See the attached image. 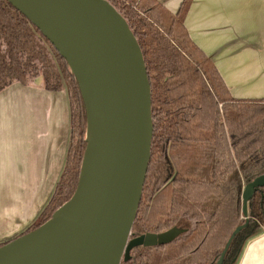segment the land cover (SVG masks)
I'll use <instances>...</instances> for the list:
<instances>
[{
    "label": "trees",
    "instance_id": "16d2710c",
    "mask_svg": "<svg viewBox=\"0 0 264 264\" xmlns=\"http://www.w3.org/2000/svg\"><path fill=\"white\" fill-rule=\"evenodd\" d=\"M105 1L133 34L150 91L149 161L130 239L183 231L168 244L132 249L119 264H217L222 253L221 264H235L246 242L264 229V187L255 189L246 215L241 198L244 186L264 176V99L231 96L184 26L193 0H183L174 14L158 0ZM38 78L48 92L66 91L69 143L59 179L36 220L0 248L37 229L71 200L87 147L85 102L66 59L22 12L0 0V91ZM241 214L248 218L242 224Z\"/></svg>",
    "mask_w": 264,
    "mask_h": 264
},
{
    "label": "water",
    "instance_id": "95a60500",
    "mask_svg": "<svg viewBox=\"0 0 264 264\" xmlns=\"http://www.w3.org/2000/svg\"><path fill=\"white\" fill-rule=\"evenodd\" d=\"M8 1L50 40L72 71L66 56L34 21L26 2ZM32 2L43 12H50L61 37L82 57V69L90 75L92 90L100 106L104 153L101 170L97 172L94 183L95 197L86 207L91 209V216L83 234L72 247L71 257L64 260L50 255L22 262L1 260L9 252L20 251L29 237L48 232L55 223L69 228L83 226L82 223L68 222L70 217L63 212L65 207L78 203L79 181L71 200L51 219L0 248V264H119L122 257L124 261L129 260L134 248L172 242L183 231L173 228L160 234H145L130 239L149 161L152 134L149 83L133 34L123 18L105 0ZM48 22L51 24L53 20ZM87 148L88 142L84 155ZM261 187H264V176L244 186L241 196L244 215L255 189ZM240 230L241 227H238L233 236ZM223 255L217 264L222 263Z\"/></svg>",
    "mask_w": 264,
    "mask_h": 264
},
{
    "label": "crops",
    "instance_id": "0c3cea01",
    "mask_svg": "<svg viewBox=\"0 0 264 264\" xmlns=\"http://www.w3.org/2000/svg\"><path fill=\"white\" fill-rule=\"evenodd\" d=\"M158 1L174 14L183 0ZM184 26L233 98L264 99V0H193ZM239 56L254 65H236V73H252L234 78L223 63ZM68 143L65 90L48 92L38 78L0 91V242L36 220L59 179ZM235 264H264V229L246 242Z\"/></svg>",
    "mask_w": 264,
    "mask_h": 264
},
{
    "label": "bare ground",
    "instance_id": "6f19581e",
    "mask_svg": "<svg viewBox=\"0 0 264 264\" xmlns=\"http://www.w3.org/2000/svg\"><path fill=\"white\" fill-rule=\"evenodd\" d=\"M25 1L27 7L32 12V18L42 28L44 33L56 44L59 50L66 56L72 71L76 75L81 93L84 98L87 112L86 140L88 148L83 159L82 171L80 174V193L78 203L70 204L63 209L70 220L75 224L82 223L80 228H69L61 223H55L48 232L34 235L28 238L20 251L9 252L1 260L22 262L34 260L42 256H56L67 260L72 255V247L84 232L91 209H86L95 197L96 174L100 172L104 153V129L100 106L95 97L94 90L87 70H83V60L81 55L61 37L60 32L49 11L43 12L34 5L32 0ZM53 20V23L51 20ZM50 21L51 24L48 22ZM91 84V85H90ZM92 87V88H91ZM94 188V191H93Z\"/></svg>",
    "mask_w": 264,
    "mask_h": 264
},
{
    "label": "rangeland",
    "instance_id": "374dc122",
    "mask_svg": "<svg viewBox=\"0 0 264 264\" xmlns=\"http://www.w3.org/2000/svg\"><path fill=\"white\" fill-rule=\"evenodd\" d=\"M252 60L253 59L251 57L249 58V60H245L244 56H239V57H237L235 59V61H226V62H224L223 63V67L226 69V71L228 73L232 74L234 76V78L235 77H242V76L244 77V75L246 76V75L251 74L252 71L251 70H247V71H241V70L239 71V70H237L238 73H236L235 72L236 71L235 70V66L236 65H243L246 61H248L249 63L254 65V62ZM223 73H224V75H226L225 72H224V69H223ZM235 82H240V81H235ZM242 100H255V99L254 98H250V99H242ZM246 219H248V218L244 217L243 214H241L240 217H239V220L241 222L240 221L239 222L242 224V223L247 221Z\"/></svg>",
    "mask_w": 264,
    "mask_h": 264
}]
</instances>
